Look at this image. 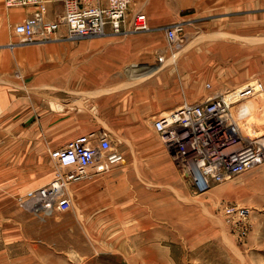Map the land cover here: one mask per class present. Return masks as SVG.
Returning a JSON list of instances; mask_svg holds the SVG:
<instances>
[{
  "label": "rangeland",
  "instance_id": "rangeland-1",
  "mask_svg": "<svg viewBox=\"0 0 264 264\" xmlns=\"http://www.w3.org/2000/svg\"><path fill=\"white\" fill-rule=\"evenodd\" d=\"M63 2L50 3L52 17L63 10ZM139 12L147 15L148 28L135 31L130 23ZM127 19V33L94 37L130 46L116 70L120 118L128 92L160 72L178 78L190 56L195 71L189 73L200 78L202 87L229 92L233 105L264 123L261 96L259 104L244 93L250 86L264 97V0H132ZM179 21L186 39L176 47L169 44L165 28ZM156 66L161 70L137 77ZM68 100L61 106H68ZM129 123L102 128L110 135V152L121 154L123 161L93 172H125L119 192L105 185L53 214L89 218L64 219L73 227L70 241L78 254L64 262L56 258V264H264V162L199 191L151 124ZM57 169L54 161L53 176Z\"/></svg>",
  "mask_w": 264,
  "mask_h": 264
},
{
  "label": "crops",
  "instance_id": "crops-1",
  "mask_svg": "<svg viewBox=\"0 0 264 264\" xmlns=\"http://www.w3.org/2000/svg\"><path fill=\"white\" fill-rule=\"evenodd\" d=\"M1 2L0 264H56V258L64 262L71 254H78L73 253L70 241L73 227L64 219L86 222L89 218L38 216L16 202L54 178L51 152L80 135L99 133L104 127L129 126L131 120L137 121V127L153 126L152 120L161 113L184 102L202 101L218 91L210 92L211 87H202L200 78L189 73L195 71V60L189 56L178 78L170 71L160 72L128 92L125 116L120 118L116 70L127 58L128 44L106 38L22 44L14 27L33 8L7 7L4 0ZM50 3L48 15L55 19L63 10L52 17ZM63 34L61 30L59 36ZM153 68L157 72L162 66ZM67 99L68 106L62 107L60 101ZM90 172L89 177L69 187L72 204L105 185L119 192L118 185L126 174L121 170Z\"/></svg>",
  "mask_w": 264,
  "mask_h": 264
},
{
  "label": "built area",
  "instance_id": "built-area-1",
  "mask_svg": "<svg viewBox=\"0 0 264 264\" xmlns=\"http://www.w3.org/2000/svg\"><path fill=\"white\" fill-rule=\"evenodd\" d=\"M7 7L33 8L32 13L14 27L21 43L45 44L58 39H82L127 33L128 9L132 0H64L63 13L49 18V0H4ZM135 31L148 28L147 15L137 13L130 23ZM64 34L59 36V32ZM182 21L165 28L170 45L185 42ZM160 57L159 61H163ZM210 88V84H207ZM244 93L254 103L261 96L246 87ZM229 92H217L202 101L184 102L152 120L153 128L177 167L199 191L242 174L264 162V123L242 107L229 101ZM238 97V95H237ZM260 102V103H261ZM259 103V102H258ZM259 103V104H260ZM110 135L106 131L83 134L62 148L51 152L58 166L54 178L46 185L18 198V203L38 216H52L72 206L68 189L91 175L123 161L121 154L110 152Z\"/></svg>",
  "mask_w": 264,
  "mask_h": 264
},
{
  "label": "bare ground",
  "instance_id": "bare-ground-1",
  "mask_svg": "<svg viewBox=\"0 0 264 264\" xmlns=\"http://www.w3.org/2000/svg\"><path fill=\"white\" fill-rule=\"evenodd\" d=\"M70 40H71V39H70ZM50 42H52V41H50ZM47 43H49V42H47ZM160 67H161V66H160ZM154 72H156V68H153V69L148 70L147 72H144V73L138 74L137 77H139V78H144V77H146V76H148V75L153 74Z\"/></svg>",
  "mask_w": 264,
  "mask_h": 264
}]
</instances>
